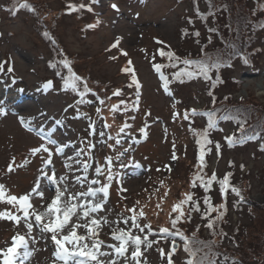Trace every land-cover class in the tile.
<instances>
[{"label":"rangeland","instance_id":"obj_1","mask_svg":"<svg viewBox=\"0 0 264 264\" xmlns=\"http://www.w3.org/2000/svg\"><path fill=\"white\" fill-rule=\"evenodd\" d=\"M36 1L44 3L51 10V15L62 12L58 18L56 34L63 49L69 57L74 58L79 71L89 73L97 83H107L120 89L121 95H113L112 99L114 104L124 101V105H120L116 111L100 108L99 119L92 116V104L83 112L77 111L72 105L73 97L64 93L57 82L52 80V77L55 78L53 72L45 65L51 51L34 30L33 20L22 12L15 17L9 16L0 0V108L3 109V113H0V184L6 186L9 194L20 195L30 192L39 178L40 188L47 200L54 195V189L41 177V171L51 175L54 169L57 177L67 176L69 189L73 192L86 191L93 179L100 181L93 185L96 188L109 184L107 203L104 210L98 213L99 216L107 215L110 221H116L120 214L129 216L127 209L139 201L137 211L143 207L148 221L153 225L163 222L169 213L167 202L177 196L187 183L186 177L194 160L190 129L194 122H199V117L191 119L189 116L184 119V113L187 107L200 108L208 99L200 80L184 85L173 83L169 85V91L165 92L152 66L159 61L157 50L160 43L157 40L164 42L161 45L175 49H197L196 42L183 39L178 29L183 25L190 28L187 21L189 4L185 0H100L99 3L91 4L90 0H70L90 5L92 11L85 7L79 13L66 14V0ZM113 3L118 5L119 11L111 7ZM97 20L100 21L98 24ZM89 24L96 26L87 28ZM193 24L198 25L197 22ZM117 37H122L119 46L111 48ZM257 43L261 46V54L253 66L243 67L237 63L225 72L226 77L240 81L239 87L227 81L215 92L218 95L232 93L236 101L253 97L264 109V30ZM122 50L127 52V56L122 54ZM128 60L132 61L135 68L140 82L139 89L132 83L131 73L121 71L128 66ZM9 68L13 70L9 72ZM47 81L53 83L46 89L44 84ZM137 95L139 104L134 108ZM20 117L30 121L31 127L26 128ZM122 117H125L126 122L136 123V126L129 125L124 132H120L124 124L118 121ZM57 120L59 124L55 123ZM105 123L110 127H105ZM221 127V133L214 136L220 144L219 152H213L207 159L209 171L221 177L226 171L232 170L237 180L243 179L246 185H250L247 192L249 200L264 210V152L258 150L257 142L228 147L223 143L222 136H227L232 126L222 124ZM31 128H43L44 133L38 134ZM142 128L147 133L146 137L141 132ZM47 135L56 140L57 144L49 143L45 139ZM117 139L121 141L119 144H116ZM69 142L70 146L62 154L55 153L57 146ZM41 144L53 151L51 165L43 164L48 153L42 151L32 155L30 152V149ZM89 144L95 147L89 148ZM79 149L85 150L79 160H87L90 164L87 173L78 170L79 166L75 162ZM173 155L176 159H172ZM106 157H111V166H108ZM25 160L27 164H24ZM66 163L72 165L71 169L65 167ZM9 164H13L11 172L8 171ZM97 166L104 169L100 175L95 172ZM109 171L113 177L111 181L106 179ZM76 175L87 176L84 184L74 180ZM121 187L127 191H121ZM212 195L216 200L214 190ZM43 202L37 196L32 197L35 206ZM160 202L165 204L164 209H157L156 205ZM3 210L15 212L12 205L0 202V211ZM244 210L240 216L232 209L229 227L223 238V246L230 252H238L232 237V228L238 219L249 226L242 246L249 248L250 243H257L260 247V240L256 238H264V223L253 228ZM192 216L196 223V214L192 213ZM29 219L34 223L32 236L35 241L29 240L33 254L24 264H54L55 246L50 240V234L42 233L34 217ZM140 223L147 222L141 219ZM112 226L127 227L123 223ZM26 232L23 223L16 225L7 219H0V248L10 246L12 236L17 233L24 235ZM80 232L83 234V230ZM109 233L110 228L104 226L100 239L107 244L116 243ZM133 233L139 234L135 229ZM201 233L207 235L205 229ZM149 238L158 243L147 250L142 246L140 264H167L166 255L162 257L158 249L162 248L166 253L170 240L163 242V237L157 233L150 234ZM102 250L109 251L107 248ZM184 256L185 253L177 246L172 260L175 264H186L182 260ZM100 259L107 261L111 257ZM244 259L247 260V257ZM118 264H124L123 259Z\"/></svg>","mask_w":264,"mask_h":264},{"label":"trees","instance_id":"obj_2","mask_svg":"<svg viewBox=\"0 0 264 264\" xmlns=\"http://www.w3.org/2000/svg\"><path fill=\"white\" fill-rule=\"evenodd\" d=\"M4 11L9 16H16L19 12L24 13L26 16L33 20V28L41 38V40L48 46L51 51L50 56L47 58L45 65L49 68L55 78L52 80L57 82L59 88L68 93L72 98V105L76 107L77 111L83 112L90 104L93 105V117L99 119V108H108L114 104L112 96L116 90L114 85H108L107 83H97L92 80L89 73H82L76 68L75 60L63 49V46L56 34V27L59 21V15L62 12H56L55 14H49L51 10L43 3H39L36 0H2ZM189 4L190 13L187 14V21L189 27L179 26V33L183 39H191L198 45L197 49L188 48L186 50L172 48L170 46L159 45L158 49L164 48L165 51H173L176 56L181 58V62L175 64V66H168L162 71L169 79V85L178 83L184 85L186 83L195 82L200 80L204 84V92L208 97L207 102L200 108L187 107L189 116L191 119L199 117V122L195 123L190 129L191 145L194 150V160L192 168L189 170L186 184L179 190L177 196L173 197L171 201L167 202V211H171V207L174 203L183 199V196L187 192L194 194V200H198L200 203V211L192 212L197 216L196 223H194L195 217L191 214V220L184 219L179 224L180 230L189 237V247L195 252V256L192 257L188 252L184 250V241L179 237L166 236L165 234L158 233V229L161 226H170L169 215L162 222L159 221L153 225L152 228L155 233L161 235L163 242L167 239L178 244V247L182 249L185 256L182 258L184 262L189 259H193L195 264H264V238L257 237L260 240V247L257 243H250L249 248H245L243 242L249 232V226L241 222L240 219L235 223L232 228L233 240L236 244V250L238 252H230L225 246H223V238L226 234L227 228L230 223V208L241 216L243 210H246L247 217L251 221L249 225L253 224V228H257L258 224L264 223V210L253 204L248 198L249 184H245L243 179H236L235 173L232 170L226 171L219 179H222L226 173H231L230 185L235 186L241 190V194L244 200L238 202V197L232 193L229 189L226 197H223L219 191L218 182H213V186L208 193L199 186V181L195 188L191 187V180L194 173L197 171L198 155L200 152V145L197 143L198 136L196 131H202L207 127L209 116L206 114L210 110L215 111V119L217 120V126L209 130V139L212 144L205 145V165L202 175L205 179L210 177L213 171H209L207 166V159L213 152H217L215 143L218 142L217 136L222 131V124H230L232 131L227 136H234L235 141L231 145L225 140V136H222L224 144L228 147L244 146L249 143H258L257 148L260 152H264V109L260 106L253 97L241 98L240 100H234L232 93H223L218 95L216 89L229 81L234 87H239L240 81L236 78L226 77L225 72L230 71L235 64L239 63L243 67H251L257 61L261 54V46L257 43L264 30V0H185ZM79 5V1H65L66 8L64 12L71 14L83 9L69 10L68 5ZM27 5V6H25ZM86 9V8H85ZM63 12V13H64ZM194 20V21H193ZM191 21V22H190ZM197 22L196 26L193 24ZM199 33V35H196ZM184 50V51H183ZM184 52V53H181ZM159 61L156 63L169 64L167 57H161L158 53ZM62 59L70 61V68L65 67L60 63ZM183 59L203 60L209 65L213 63L217 64V67H210L208 71V79H205L203 75H196L189 77L187 75L175 78L174 72L180 71L187 67L190 71H198L195 65L185 66ZM246 61V62H245ZM55 65V67L51 66ZM70 72H74L83 79L78 82L79 91L83 90V84L86 81L88 88L92 89L84 97V103H78L82 98L79 96L78 91H73L71 88L64 87V79L70 75ZM107 93V94H106ZM106 94V95H105ZM110 98V99H109ZM213 98L215 103H213ZM100 100H104V104L100 103ZM120 104V103H119ZM120 105H124L120 104ZM191 109H196L195 116L191 115ZM123 115V113H122ZM91 116V117H92ZM227 117V119H225ZM194 121V120H193ZM122 124L136 126V123H131L125 117H122L118 121ZM242 125V127H241ZM196 130V131H194ZM210 149V151H208ZM264 169V167H263ZM264 179V175H263ZM264 182V180H263ZM215 186V188H214ZM215 191L217 199L215 200L212 195V191ZM183 192V193H182ZM205 195L211 197V203L214 207H217L221 203L226 204V211L222 219L216 220L214 224L215 235L212 234L213 230L205 227L208 220L202 218L206 206L203 202ZM232 196V197H231ZM164 199V197H163ZM164 201V200H163ZM161 203V202H160ZM164 209L163 203L160 204ZM188 205L184 206L185 212L188 211ZM244 210V211H245ZM163 211V210H161ZM219 209L210 214L212 218H215ZM258 211V212H257ZM163 212H161L162 214ZM169 214V213H168ZM146 222L148 219H144ZM252 227V226H250ZM207 232L206 236L202 235V230ZM240 238V241H239ZM171 249V247H170ZM177 251V250H176ZM176 251L174 254H176ZM173 254V255H174ZM247 257V260L244 258ZM175 264V262H174Z\"/></svg>","mask_w":264,"mask_h":264},{"label":"snow or ice","instance_id":"obj_3","mask_svg":"<svg viewBox=\"0 0 264 264\" xmlns=\"http://www.w3.org/2000/svg\"><path fill=\"white\" fill-rule=\"evenodd\" d=\"M100 0H90L91 3H99ZM27 6V5H25ZM87 7L88 11H92L90 5L86 6L83 3L79 5L69 4V10L84 9ZM111 7L119 11L118 5L113 3ZM100 21L97 20V24ZM191 22V21H190ZM96 24L86 25L87 28H94ZM199 35V33H196ZM122 37H117L111 48H116L119 46ZM157 43L163 44V41L157 40ZM158 53L161 57H167L169 64L153 63V68L156 73L159 75V78L162 82L161 86L165 92L169 91V79L164 74L162 69L168 66H175V64L181 62V58L176 56L173 51H165L164 48L158 49ZM122 54L127 56V52L122 50ZM115 59V57H111ZM155 60V56H153ZM246 62V61H245ZM65 67L70 68V61L62 59L60 61ZM128 66L121 69L122 72L131 73L132 83L136 85L137 89L140 87L139 79L136 76L135 68L132 66V61L128 60ZM183 64L185 66L195 65L198 71H190L187 67L181 69L180 71L174 72L173 76L175 78H180L181 76L187 75L193 77L196 75H203L205 79H208V71L210 67H217L218 65L213 63L209 65L203 60H193V59H183ZM55 67V65H51ZM2 69V65H0ZM13 69L9 68L8 71L11 72ZM83 78L77 75L74 72H70V75L64 79V87L71 88L73 91H78L79 96L82 98L78 103H84L83 97L91 92L92 89L88 88L87 82L83 84V90L79 91L78 82ZM52 86V81H47L44 84V88H49ZM114 96L121 95V90L116 89L113 92ZM110 99V98H109ZM101 104H104V100H100ZM124 101H120V104H123ZM213 103L215 99L213 98ZM120 104H112L110 106V111H116L119 109ZM139 104V95H137L136 102L133 104V107H138ZM71 107V106H70ZM97 112H100V109H97ZM0 113H3V109L0 108ZM197 113L196 109H191V115L195 116ZM209 116L208 124L205 129L202 131H196L198 136L197 143L200 145V152L198 155V164L197 171L194 173L191 180V187L195 188L197 181H199V186L204 190L205 193H208L213 186V182H218L219 191L223 197H226L228 191L234 193L238 197V202L244 200L241 190L235 186L230 185L231 173H226L222 179L217 178L215 172L212 173L210 177L205 179V176L202 175L205 165V145L212 144L213 142L209 139V130L217 126V120L215 117V111L210 110L206 113ZM79 115V113H78ZM174 115H179V113H174ZM189 118V112L184 113V119ZM227 119V117H225ZM21 123L26 127H31V122L26 121L24 117H20ZM59 124L60 121L55 122ZM90 127H93V124H90ZM105 127H110L105 123ZM130 127L127 124H124L120 128V132H124L125 128ZM242 127V125H241ZM31 130L36 131L38 134H43V128H31ZM51 130H49V133ZM141 132L147 135L145 129H141ZM103 136L104 134L101 133ZM45 139H48L49 143L56 145L57 141L51 139L50 135L45 136ZM225 140L229 145L234 143V136H226ZM120 139L116 140V144H119ZM69 144L59 145L55 148L56 154H62L65 148L69 147ZM89 148H94L95 145H88ZM215 147L219 152L220 144L219 142L215 143ZM48 153L47 159L43 161L45 166L52 164V155L53 151L47 145L41 144L36 148L30 149L32 155H36L40 152ZM210 151V149H208ZM84 149H79L76 153L75 162L79 166V169H82L84 173H87L90 164L87 160H79V156L84 154ZM108 166H111L112 160L111 157L105 158ZM172 159H176V156L173 155ZM28 161L25 160L24 164H27ZM231 163V162H230ZM23 166V165H20ZM66 168L71 169V164H65ZM243 167V165H241ZM8 171H13V164H9ZM104 169L100 166L95 168V172L100 175ZM41 177L46 179L54 189V195L52 197L45 199L44 191L40 188L39 178L36 185L31 189L30 192L14 195L9 194L5 185L0 184V202H6L9 205H12L15 208V212L10 210L0 211V219H7L14 222L16 225L21 223L24 224L27 229L26 234L21 235L17 233L11 238V245L6 248H0V264H24V262L31 257L33 250L29 247V240L35 241V237L32 236V230L34 223L30 217H34V222L41 227L42 233L50 234V240L55 246L53 253L54 264L56 261H59L60 264H118L120 259H123L124 264H140V257L143 255L142 246L144 250L151 248L153 244H157L158 241L152 240L149 238L150 234H155L151 222L141 224V219H146V213L143 210V207L137 211L136 205L140 202L137 201L136 205H133L132 208L127 209L130 213L129 216H123L120 214L119 219L116 221H110L107 215L99 216L98 213L104 210V205L107 203V197L109 192V184L105 183L101 187L96 188L93 185L100 183V181L93 179L90 181L86 191L82 192H73L69 189L68 178L67 176H56V172L52 169L51 175L47 171H41ZM87 176L76 175L74 180L79 184H84ZM108 181L113 179L111 172H108L106 177ZM62 182V183H61ZM163 183V182H161ZM121 191H127L121 187ZM167 195V193H165ZM37 196L42 201H44L39 206H35L32 203V197ZM194 194L192 192H187L184 194L183 199H180L178 202L174 203L169 212V224L170 226H161L158 229V233L165 234L166 236L177 237L179 236L184 241V250L194 257L195 252L189 247V237L186 236L178 227V224L184 220H191L192 212L200 211V203L198 200H194ZM163 199V198H161ZM203 202L206 206L202 218H207L208 222L205 225L210 230H213L212 234L215 235L214 224L216 220L223 218L226 211V204L221 203L218 208L223 209L224 211H219V214L212 218L210 214L214 211H218L217 207H214L211 203V197L205 195ZM188 205V211L185 212L184 206ZM157 209L161 208L160 204L156 205ZM159 213H157L158 215ZM123 223L127 227L117 228L113 227V224L119 225ZM104 226L110 228L109 235L116 243L107 244L104 240L100 239L101 230ZM133 229L137 233H133ZM80 230H83L81 234ZM222 235H226L221 233ZM107 248L109 251H104L102 249ZM177 250L175 240L172 241L171 249L165 253L164 249H158L161 256L167 257L168 264H174L172 256ZM100 257H111V259L104 261ZM187 264H195L193 259H189Z\"/></svg>","mask_w":264,"mask_h":264}]
</instances>
